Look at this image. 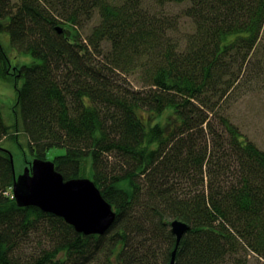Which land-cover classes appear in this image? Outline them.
Instances as JSON below:
<instances>
[{
	"label": "trees",
	"instance_id": "obj_1",
	"mask_svg": "<svg viewBox=\"0 0 264 264\" xmlns=\"http://www.w3.org/2000/svg\"><path fill=\"white\" fill-rule=\"evenodd\" d=\"M2 32L33 60L13 65L0 40L16 91L12 126L0 106V264H169L175 219L174 264H264V150L226 110L264 84V0H0ZM20 134L32 158L65 149L64 179L89 165L116 213L104 233L6 193L1 141Z\"/></svg>",
	"mask_w": 264,
	"mask_h": 264
},
{
	"label": "water",
	"instance_id": "obj_2",
	"mask_svg": "<svg viewBox=\"0 0 264 264\" xmlns=\"http://www.w3.org/2000/svg\"><path fill=\"white\" fill-rule=\"evenodd\" d=\"M56 29L60 32L59 26ZM12 162V157L10 154ZM13 163V162H12ZM12 194L19 206H36L63 218L84 234H102L112 224L115 211L104 200L98 187L87 177L64 179L53 161L35 159L18 178L14 175ZM175 247L170 263H175L177 246L188 226L181 220L171 221Z\"/></svg>",
	"mask_w": 264,
	"mask_h": 264
},
{
	"label": "rangeland",
	"instance_id": "obj_3",
	"mask_svg": "<svg viewBox=\"0 0 264 264\" xmlns=\"http://www.w3.org/2000/svg\"><path fill=\"white\" fill-rule=\"evenodd\" d=\"M16 0H11L15 2ZM183 4H170L166 6V10L170 12L180 13ZM181 20L182 25L187 26L188 21ZM91 21L80 29V34L85 36L90 30V27L97 22V16L94 15ZM188 27V26H187ZM183 30V29H182ZM0 40L3 47L6 49L10 62L13 65L20 66L21 64H28L33 60V57L27 53L17 50L9 42L7 32L0 34ZM263 83V82H262ZM16 99V91L14 84L7 79H0V106L4 121L7 125L14 124L13 105ZM227 104V112L230 119L238 126L240 131L249 139L255 142L261 149L264 150V84L254 85L251 90H247L238 95L231 103ZM1 146L7 149L12 157L14 175L18 178L23 174L26 163L25 158L31 160L32 155L29 151L27 140L24 135L20 134L18 140L3 139ZM65 149L63 147L51 148L45 154V160L52 161L54 156L63 154ZM82 174L85 177H90L89 165L82 168ZM12 196V189L6 191ZM248 264H260L262 259L257 257L252 251H248Z\"/></svg>",
	"mask_w": 264,
	"mask_h": 264
},
{
	"label": "bare ground",
	"instance_id": "obj_4",
	"mask_svg": "<svg viewBox=\"0 0 264 264\" xmlns=\"http://www.w3.org/2000/svg\"><path fill=\"white\" fill-rule=\"evenodd\" d=\"M35 159H42V158H40V157H33V158H31V161L29 162L28 166L31 167L32 161L35 160ZM13 174H14V169H13ZM84 177H85V176H84ZM87 178H88V177H87ZM111 207H112V206H111ZM112 209H113V208H112Z\"/></svg>",
	"mask_w": 264,
	"mask_h": 264
}]
</instances>
